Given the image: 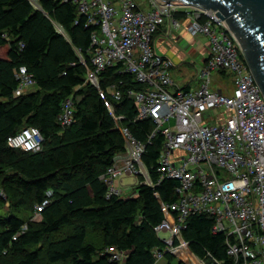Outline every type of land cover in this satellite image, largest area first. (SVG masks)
I'll return each mask as SVG.
<instances>
[{"label":"trees","instance_id":"trees-1","mask_svg":"<svg viewBox=\"0 0 264 264\" xmlns=\"http://www.w3.org/2000/svg\"><path fill=\"white\" fill-rule=\"evenodd\" d=\"M94 29L60 0H0V264H156L153 251L164 248L155 231L164 220L160 204L177 200L178 182L160 179L163 138L147 143L153 124L136 120L135 104L126 96L144 86L120 66L98 73L99 89L115 116L124 117L121 124L145 145L142 164L153 186L140 177L134 196L106 198L100 180L124 141L77 56L92 67ZM21 67L32 75L34 90L15 96ZM111 85L121 91L119 101L108 95ZM66 99L74 112L70 125L62 126ZM25 127L39 131V151L7 146V138ZM44 200L49 203L40 220L32 221L35 205ZM212 226L211 217L191 215L181 238L204 264H233L224 237L212 233ZM111 250L123 254L122 261H112ZM163 259L182 264L170 254Z\"/></svg>","mask_w":264,"mask_h":264},{"label":"built area","instance_id":"built-area-1","mask_svg":"<svg viewBox=\"0 0 264 264\" xmlns=\"http://www.w3.org/2000/svg\"><path fill=\"white\" fill-rule=\"evenodd\" d=\"M86 17L91 33L89 62L77 52L86 68V79L98 89L124 141V150L115 155L111 166L100 177L106 186V198L132 197L123 183L126 177L139 178L153 186L142 164L145 145L137 142L115 116L111 103L99 89L98 73L120 66L144 88L127 90L126 96L137 109L136 120L148 119L153 129L150 143L157 135L163 144L158 156L160 179L178 182L177 200L160 204L164 220L155 231L164 248L153 251L156 262L170 254L182 264H204L181 238L186 219L205 215L213 219L212 233L224 237L226 255L233 264H264V97L260 92L238 44L224 22L210 10L185 6L172 1L147 0L148 10L137 0H60ZM183 13L181 18L176 14ZM170 30L185 28L191 36L206 38L208 53L200 62L195 91L179 89L174 93L171 72L175 64L153 49V38L164 24ZM230 80V92L223 86L211 88L212 75ZM15 96L34 85L25 68L16 72ZM108 95L115 101L121 91L111 85ZM223 109L221 113L218 110ZM74 107L70 99L62 103L59 121L70 125ZM209 121L216 124L209 125ZM43 138L34 127H25L7 138V146L24 152L40 150ZM133 186V187H134ZM51 195L50 192L47 193ZM49 203L35 205L32 221ZM15 239V238H13ZM112 261H122L123 254L111 250Z\"/></svg>","mask_w":264,"mask_h":264},{"label":"water","instance_id":"water-1","mask_svg":"<svg viewBox=\"0 0 264 264\" xmlns=\"http://www.w3.org/2000/svg\"><path fill=\"white\" fill-rule=\"evenodd\" d=\"M213 11L236 40L264 97V0H161Z\"/></svg>","mask_w":264,"mask_h":264},{"label":"crops","instance_id":"crops-1","mask_svg":"<svg viewBox=\"0 0 264 264\" xmlns=\"http://www.w3.org/2000/svg\"><path fill=\"white\" fill-rule=\"evenodd\" d=\"M137 2L141 10H148L147 0H137ZM180 41H184V43H186V48H182L178 45ZM207 43L208 42L206 38L202 36L193 37L188 32H186L185 28L181 30H170L169 24L166 23L161 28H159L156 36H154L153 38L152 45L155 52L170 58L176 65L186 63L192 55L198 56L195 60H200V62L203 61L208 53ZM193 50L195 52L191 54V51ZM187 52L190 54V56L187 55ZM196 52L198 55L195 54ZM218 77L222 80L221 85L219 86H223L228 92H230L232 86L230 85L229 78L223 77L222 75H218ZM173 88H177V90H179V87H176L174 85V82ZM190 89V86L185 88V90ZM131 193H134V191H132Z\"/></svg>","mask_w":264,"mask_h":264},{"label":"rangeland","instance_id":"rangeland-1","mask_svg":"<svg viewBox=\"0 0 264 264\" xmlns=\"http://www.w3.org/2000/svg\"><path fill=\"white\" fill-rule=\"evenodd\" d=\"M178 45L181 46L182 48H186V43H184V41H180L178 43ZM194 52H195L194 50L191 51V54H193ZM195 54L198 55L197 52ZM187 55L190 56L189 53ZM194 56L195 55L190 56L188 61L186 63H184V64H176L174 66V68L172 69L171 78H172V80L174 82V85L176 87H179L178 89H185L186 87L190 86V88H191L190 90L191 91H195L199 87L200 83L198 81H196L195 77H196L197 70L199 68L200 60L199 61L195 60L198 56H195V57ZM221 81L222 80L218 77L217 74L212 75L211 88L214 87L215 85H217V86L221 85ZM29 90H34V88L32 87ZM176 90H177V88L171 87L169 91L171 93H174ZM25 91H27V90H24V92ZM222 111H223V109L218 110L217 113H221ZM213 124H216V123L212 122V121H209V125L210 126L213 125ZM123 183L126 184V185H129L128 186L129 187V193L134 191V187L133 186H134V183H135V178L126 177V178L123 179ZM159 237L161 239L162 238H166V237H168V234L167 233L160 234ZM189 262H190V264H192L191 260ZM156 263L157 264H166V261L163 259V260H160V261H158Z\"/></svg>","mask_w":264,"mask_h":264}]
</instances>
